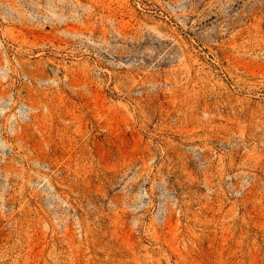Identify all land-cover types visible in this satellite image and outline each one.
Listing matches in <instances>:
<instances>
[{
  "label": "rangeland",
  "instance_id": "1",
  "mask_svg": "<svg viewBox=\"0 0 264 264\" xmlns=\"http://www.w3.org/2000/svg\"><path fill=\"white\" fill-rule=\"evenodd\" d=\"M0 264H264V0H0Z\"/></svg>",
  "mask_w": 264,
  "mask_h": 264
}]
</instances>
